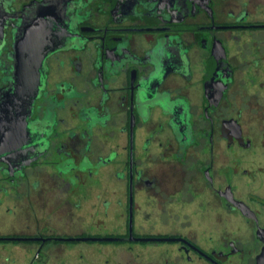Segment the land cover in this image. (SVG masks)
Wrapping results in <instances>:
<instances>
[{"label": "flooded vegetation", "instance_id": "af4514ba", "mask_svg": "<svg viewBox=\"0 0 264 264\" xmlns=\"http://www.w3.org/2000/svg\"><path fill=\"white\" fill-rule=\"evenodd\" d=\"M38 1L0 0V95ZM64 16L29 115L0 129V264H264V0Z\"/></svg>", "mask_w": 264, "mask_h": 264}, {"label": "water", "instance_id": "95a60500", "mask_svg": "<svg viewBox=\"0 0 264 264\" xmlns=\"http://www.w3.org/2000/svg\"><path fill=\"white\" fill-rule=\"evenodd\" d=\"M68 0H39L28 5L29 10L13 36L11 53V83L0 95V125L2 140L18 131L9 120L29 115L44 81V61L48 54L63 46L66 32L64 20Z\"/></svg>", "mask_w": 264, "mask_h": 264}]
</instances>
